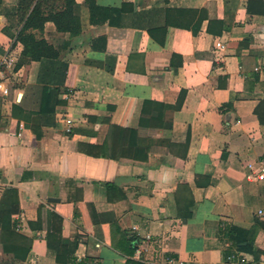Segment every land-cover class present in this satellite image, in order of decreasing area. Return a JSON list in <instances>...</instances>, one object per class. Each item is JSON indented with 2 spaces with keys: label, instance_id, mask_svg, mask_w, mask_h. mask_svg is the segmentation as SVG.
<instances>
[{
  "label": "crops",
  "instance_id": "1",
  "mask_svg": "<svg viewBox=\"0 0 264 264\" xmlns=\"http://www.w3.org/2000/svg\"><path fill=\"white\" fill-rule=\"evenodd\" d=\"M75 1L80 33L48 21L58 55L33 60L5 29L17 0H0L17 70L0 95V264H153L146 233L223 264L222 226L242 264H264V178L247 177L264 161V0H96L123 12L95 25Z\"/></svg>",
  "mask_w": 264,
  "mask_h": 264
},
{
  "label": "trees",
  "instance_id": "2",
  "mask_svg": "<svg viewBox=\"0 0 264 264\" xmlns=\"http://www.w3.org/2000/svg\"><path fill=\"white\" fill-rule=\"evenodd\" d=\"M84 5L89 11L90 24H100L110 21L115 15L123 12L122 7H108L97 4L96 0H84ZM17 16L19 27L16 31V40L23 45V54L33 60H40L44 57L54 58L58 51L43 36L45 23H54L57 31L68 32L70 35H77L81 31L80 6L75 0H17L13 10ZM241 231V230H239ZM236 229H230L231 238L238 248L247 247L244 245V238L236 236ZM242 232V231H241ZM128 243L134 242L131 252L138 246L134 235L124 232ZM126 264H143L140 260L130 258Z\"/></svg>",
  "mask_w": 264,
  "mask_h": 264
},
{
  "label": "built area",
  "instance_id": "3",
  "mask_svg": "<svg viewBox=\"0 0 264 264\" xmlns=\"http://www.w3.org/2000/svg\"><path fill=\"white\" fill-rule=\"evenodd\" d=\"M216 46L218 48H223L224 44L218 41L216 42ZM16 72L15 53L7 49L5 52L0 54V95L2 97L6 98L10 94V87ZM63 121H65L63 129L66 132H71L73 119L71 117H63ZM247 166L249 169L247 177L258 181L264 178V161L249 162ZM259 213L264 214V211L259 210ZM133 229L135 230V227ZM222 229L227 233L224 226H222ZM226 233H224V246L226 248H230V251L225 256L223 264H242L243 258L241 257V253L234 248L233 240L230 238L229 234ZM142 239L145 240L147 245L152 246V251L154 252L153 255L144 253L142 256L140 253V259L142 261L153 264H186L183 259L176 258L169 253H164L162 240L160 238L154 240L150 233H146L142 236ZM142 250H146V245H140L138 247V251L142 252Z\"/></svg>",
  "mask_w": 264,
  "mask_h": 264
},
{
  "label": "rangeland",
  "instance_id": "4",
  "mask_svg": "<svg viewBox=\"0 0 264 264\" xmlns=\"http://www.w3.org/2000/svg\"><path fill=\"white\" fill-rule=\"evenodd\" d=\"M9 15L10 14H8L7 17ZM18 26H19L18 19L14 18L13 21L9 20L8 24L5 26V29H6L7 33H9L10 35H14L15 32L17 31Z\"/></svg>",
  "mask_w": 264,
  "mask_h": 264
}]
</instances>
